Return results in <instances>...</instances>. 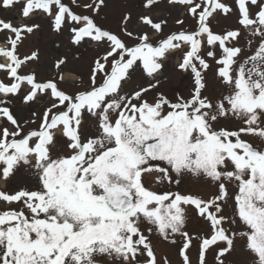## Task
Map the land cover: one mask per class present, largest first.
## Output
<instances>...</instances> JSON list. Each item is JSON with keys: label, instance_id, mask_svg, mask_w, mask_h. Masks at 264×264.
Wrapping results in <instances>:
<instances>
[{"label": "snow or ice", "instance_id": "6c2138e0", "mask_svg": "<svg viewBox=\"0 0 264 264\" xmlns=\"http://www.w3.org/2000/svg\"><path fill=\"white\" fill-rule=\"evenodd\" d=\"M71 4L93 15L78 14L63 0H0V9H19L25 19L44 13L57 32L69 26L74 45L87 39L103 49L89 87L70 94L52 79L23 72L38 53L21 57L18 45L39 25L0 19V32L12 34L0 47V71L8 79L0 80V182L18 189L0 190V203L18 205L0 209V264H97V257L170 264L158 257L153 234L178 246L181 264H193V247L197 264H208L210 251L215 264H226L237 241L252 264H264V0H167L196 27L166 35L168 20L150 15L160 0H141L142 13L122 16L120 31L131 45L96 22L106 0ZM217 13H238L240 28L215 32L210 20ZM241 29L249 46L257 42L243 61ZM177 53V68L190 72L193 88L188 97L170 98L159 91L160 77ZM209 61L223 89L216 95L205 94ZM137 73L147 86L126 91ZM45 97L51 102L37 111ZM230 120L240 126H220ZM153 172L157 183L176 185L185 175L203 177L216 191L208 199L153 191L142 179ZM25 175L34 179L19 186ZM189 210L206 230H187Z\"/></svg>", "mask_w": 264, "mask_h": 264}, {"label": "rangeland", "instance_id": "374dc122", "mask_svg": "<svg viewBox=\"0 0 264 264\" xmlns=\"http://www.w3.org/2000/svg\"><path fill=\"white\" fill-rule=\"evenodd\" d=\"M64 3L68 4L73 8V11L78 14H88L93 15L90 10H85L82 6L76 7L71 4V0H63ZM85 2H91V0H77V3L82 5ZM107 7L102 8L99 15L95 17L96 22L102 25L105 29L111 30L113 33H116L125 39L126 42L131 45L135 41L129 40L127 37H124L121 29L122 16L126 12H131L133 15L143 12V9L140 7L141 0H106ZM229 4L233 3V0H226ZM14 11V10H13ZM13 11L7 12L8 18H17L15 14H12ZM38 13L32 15L30 18H37L41 27L39 30L35 29L33 34L28 38L29 42L26 44V47L34 45L31 49V46L28 49L24 50V54L28 55L30 50L32 52L38 53V60L31 62L24 67L25 73L35 72L38 76V79L46 81L52 79L57 82L58 87L67 93H76L78 91L84 90L89 87L90 84V74L93 67L94 59L102 54L103 49L97 47L93 42L88 41L87 39L79 45H74L71 42L72 33L69 26H65L61 31L57 32L54 30L52 25V18L44 15V20L37 16ZM42 14V12H40ZM150 15L153 19H167L168 24L164 29L165 35L178 31L181 28L192 31L195 29V21L185 15L184 8L181 6H170L167 4V0H160V5L154 7ZM183 18L185 20L184 25L180 26L175 23V19ZM29 20V22H33ZM6 22L7 20L4 19ZM19 20V19H18ZM238 13H233L225 17L224 15L217 13L214 15V18L210 20V23L213 27V30L217 33H222L228 29L240 28L238 22ZM28 24V23H26ZM242 35L239 40V45L243 51L240 56V60L243 61L246 57L251 56L254 53V50L257 46L256 40L253 38L252 44L249 46L247 43L249 37L247 33L241 29ZM27 34H24L26 36ZM160 38L159 34L151 33V39L153 42L157 41ZM7 40V39H5ZM24 49L23 39L22 42L18 45V50ZM18 54L23 57L20 51ZM63 59L65 63L60 66L59 69L55 67V64L58 60ZM179 60V53L175 56L169 58L167 62V68L164 71L163 75L160 77L161 84L159 85V91L163 92L165 95L170 98H175L177 95H183L188 97L193 88V80L190 72L183 74L182 71L178 70L177 62ZM212 64L211 69L206 73L207 80V92L206 95H216L223 89L220 87L218 81L215 78L214 72L216 65L214 62L209 61ZM4 72L0 71V77H3ZM63 76V79L60 80V76ZM99 82V81H98ZM147 81L141 73L134 74L132 78L125 85L126 91H131L138 89L139 87H146ZM50 98H44L43 102L38 103L34 106L37 111H42L43 108L49 104ZM15 107V106H14ZM19 114L22 116H28L26 110H19ZM2 123V122H0ZM39 121L35 124H31L25 128V131L31 129H36L38 127ZM222 127H227L230 129H236L240 125L238 121H222ZM256 144L261 142L253 137H244ZM154 165H162V162H153ZM159 173H146L143 176V182L146 187L153 191H164L167 187L169 192H180L181 194H191L200 196L204 199H208L216 189L205 180L203 177H193L190 174L181 177V183L168 184L157 183V176ZM34 178L25 175L23 183L19 186H24L25 184H30ZM0 190L8 191L13 193L18 190L17 188H12L6 185L3 182H0ZM235 189L233 188V191ZM5 207L17 208L18 205H5L0 203V209ZM189 216L192 217L189 219L187 224V230L190 233H199L207 229V224L200 218L194 216V214L189 210ZM152 241L155 247V250L158 254V257L166 256L170 261V264H181V259L178 256V246L171 245L170 243L163 241L161 238L153 234ZM197 249L193 247L191 249V258L193 264H197ZM208 264H215L214 262V253L211 251L207 255ZM106 264H116L114 260L108 259L105 257ZM103 261V262H104ZM226 264H252V257L241 247L239 241H237L236 251H234L226 259Z\"/></svg>", "mask_w": 264, "mask_h": 264}, {"label": "flooded vegetation", "instance_id": "af4514ba", "mask_svg": "<svg viewBox=\"0 0 264 264\" xmlns=\"http://www.w3.org/2000/svg\"><path fill=\"white\" fill-rule=\"evenodd\" d=\"M17 9H15L14 11H16ZM13 11V10H12ZM13 21L14 22H17L18 21V19H16V18H13ZM156 42V41H155ZM168 189H167V187L164 189V191H167ZM164 191H162V192H164ZM170 191V190H169ZM159 192H161V191H159ZM175 192H177V191H175ZM105 258H100V257H97V264H106L105 263ZM104 261V262H103Z\"/></svg>", "mask_w": 264, "mask_h": 264}]
</instances>
